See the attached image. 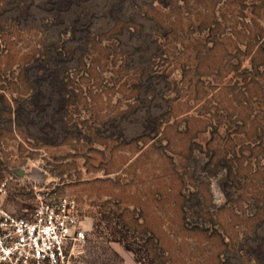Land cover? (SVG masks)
<instances>
[{
  "label": "rangeland",
  "instance_id": "1",
  "mask_svg": "<svg viewBox=\"0 0 264 264\" xmlns=\"http://www.w3.org/2000/svg\"><path fill=\"white\" fill-rule=\"evenodd\" d=\"M3 182L74 264H264V0H0Z\"/></svg>",
  "mask_w": 264,
  "mask_h": 264
},
{
  "label": "built area",
  "instance_id": "2",
  "mask_svg": "<svg viewBox=\"0 0 264 264\" xmlns=\"http://www.w3.org/2000/svg\"><path fill=\"white\" fill-rule=\"evenodd\" d=\"M7 182L0 185V264H74L87 242L78 200L63 194L48 200L38 194L28 215H16L3 202Z\"/></svg>",
  "mask_w": 264,
  "mask_h": 264
},
{
  "label": "crops",
  "instance_id": "3",
  "mask_svg": "<svg viewBox=\"0 0 264 264\" xmlns=\"http://www.w3.org/2000/svg\"><path fill=\"white\" fill-rule=\"evenodd\" d=\"M16 172H17V171H16ZM27 177H28L27 172L22 173L21 171H18L17 178H18L20 181L25 180V178H27ZM62 195H63V194H62ZM59 196H61V195H59ZM59 196H58V195H56V196H52L50 199H51V200H56ZM3 197H5V196H3ZM53 198H54V199H53ZM25 202H26V201H24V203L21 204L20 206H18V205H14L13 203H9V204L7 203V204H6V207H7L10 211H12L13 213H16V214H18V215H28L29 212H30V209H29L30 206L26 205ZM128 264H139V263L136 262V260L131 259L130 261H128Z\"/></svg>",
  "mask_w": 264,
  "mask_h": 264
},
{
  "label": "trees",
  "instance_id": "4",
  "mask_svg": "<svg viewBox=\"0 0 264 264\" xmlns=\"http://www.w3.org/2000/svg\"><path fill=\"white\" fill-rule=\"evenodd\" d=\"M1 98H2V95H1Z\"/></svg>",
  "mask_w": 264,
  "mask_h": 264
}]
</instances>
